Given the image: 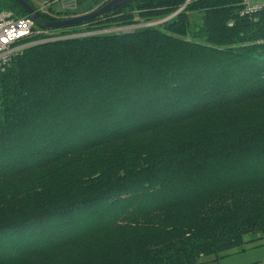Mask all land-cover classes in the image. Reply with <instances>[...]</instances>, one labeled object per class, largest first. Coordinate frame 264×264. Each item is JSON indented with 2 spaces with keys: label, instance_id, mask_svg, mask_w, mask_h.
I'll return each instance as SVG.
<instances>
[{
  "label": "trees",
  "instance_id": "16d2710c",
  "mask_svg": "<svg viewBox=\"0 0 264 264\" xmlns=\"http://www.w3.org/2000/svg\"><path fill=\"white\" fill-rule=\"evenodd\" d=\"M239 1L192 0L148 25L182 0H137L85 28L129 32L11 58L0 264H199L264 236V11L241 15ZM0 10L25 14L14 0Z\"/></svg>",
  "mask_w": 264,
  "mask_h": 264
},
{
  "label": "rangeland",
  "instance_id": "374dc122",
  "mask_svg": "<svg viewBox=\"0 0 264 264\" xmlns=\"http://www.w3.org/2000/svg\"><path fill=\"white\" fill-rule=\"evenodd\" d=\"M32 5L34 6V8L36 9L35 11L41 13L43 16L47 17L48 19L52 20V22L54 21H61V20H66V19H70L73 18L75 16H78L79 14H82L84 12L87 11H91L99 6H101L102 4L106 3L108 0H29ZM192 0H182V3L174 10H172L170 13L166 14L164 17H162L159 20H152L150 22H146V24H151V25H155L158 24L160 22L165 21L166 19L171 18V16H174L176 14H178L180 11H184L187 6L190 4ZM192 12H188L187 15L189 16V18L191 20H196V14L193 13V15H191ZM114 17V16H111ZM107 18H103V20ZM100 20V19H99ZM109 22L104 21V22H100V21H86L84 23H80L77 24V32H74L73 34L71 33H62L61 29L57 28V29H49L46 28L44 29L42 32L45 33L46 35H61V34H71V35H88L91 34L92 32H97L95 31V29H85L87 27H91V26H98L100 24H107ZM90 24V25H89ZM144 24V23H142ZM66 26V25H65ZM71 26V25H69ZM67 26V27H69ZM129 26V25H127ZM111 28H117V27H111ZM132 28H134V26L132 27H122L119 28L120 31H125L128 32L130 31ZM103 30H107V29H103ZM103 30H98V31H103ZM184 126H189L184 125ZM182 127V126H180ZM180 127H177L176 130H161V131H157V132H152V133H145L144 135L137 137L135 142L139 141H150L152 138L154 140H158L160 138H162L163 136H168L170 134H173L174 132H178V131H182L179 130ZM259 236L261 235H253L252 237H254L255 239H257ZM264 236H261L260 238H258L256 241H252L247 243L248 245L252 244H256L257 247L256 248H262L264 246ZM227 253H222L217 255V257H215L214 255L210 254V255H204L201 256L199 258V264H225L223 263V260H227L226 264H230L232 258L234 257V255H225Z\"/></svg>",
  "mask_w": 264,
  "mask_h": 264
},
{
  "label": "built area",
  "instance_id": "2783aa9c",
  "mask_svg": "<svg viewBox=\"0 0 264 264\" xmlns=\"http://www.w3.org/2000/svg\"><path fill=\"white\" fill-rule=\"evenodd\" d=\"M239 5L241 15L251 16L256 12L264 11V0H240ZM131 26L107 28V30L92 32L91 34L99 32L123 33L125 31H120L119 28ZM44 29L37 28L34 20L27 14L16 15L10 10H0V73L4 72L12 57L20 55L28 47L38 43L83 36L46 35L42 32ZM37 36L38 38H36Z\"/></svg>",
  "mask_w": 264,
  "mask_h": 264
},
{
  "label": "water",
  "instance_id": "95a60500",
  "mask_svg": "<svg viewBox=\"0 0 264 264\" xmlns=\"http://www.w3.org/2000/svg\"><path fill=\"white\" fill-rule=\"evenodd\" d=\"M19 7L22 9V11L25 12V14L29 15L36 24L43 26V27H59V26H65V25H73V24H80L84 23L96 16L102 15L104 13L110 12L122 5L135 2L137 0H108L103 5L89 11L84 12L82 14H79L78 16H75L70 19L61 20V21H54V22H42L38 19L37 13L35 9L26 1V0H14Z\"/></svg>",
  "mask_w": 264,
  "mask_h": 264
},
{
  "label": "crops",
  "instance_id": "0c3cea01",
  "mask_svg": "<svg viewBox=\"0 0 264 264\" xmlns=\"http://www.w3.org/2000/svg\"><path fill=\"white\" fill-rule=\"evenodd\" d=\"M256 247V244H247L243 249L232 250L225 255H234L230 264H264V246ZM223 263L226 264L227 260H223Z\"/></svg>",
  "mask_w": 264,
  "mask_h": 264
}]
</instances>
